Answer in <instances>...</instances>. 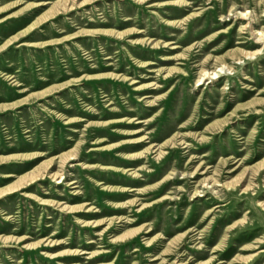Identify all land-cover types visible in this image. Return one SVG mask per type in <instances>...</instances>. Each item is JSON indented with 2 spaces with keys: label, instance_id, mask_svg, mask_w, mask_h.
I'll return each mask as SVG.
<instances>
[{
  "label": "rangeland",
  "instance_id": "obj_1",
  "mask_svg": "<svg viewBox=\"0 0 264 264\" xmlns=\"http://www.w3.org/2000/svg\"><path fill=\"white\" fill-rule=\"evenodd\" d=\"M256 30L264 0H0V264H264Z\"/></svg>",
  "mask_w": 264,
  "mask_h": 264
},
{
  "label": "bare ground",
  "instance_id": "obj_2",
  "mask_svg": "<svg viewBox=\"0 0 264 264\" xmlns=\"http://www.w3.org/2000/svg\"><path fill=\"white\" fill-rule=\"evenodd\" d=\"M256 33L258 34L257 39L259 41H262V39L264 38V31L263 30H258ZM212 75L216 76L217 75L216 71H213ZM199 79H201V78L199 77ZM22 180H23V178H20L16 182H14V183H12L10 185H7L6 188L2 189L0 192H4V191L8 192V191L15 190L17 187H19L22 184V182H23ZM58 181H60V180H58ZM70 183H73V181H71ZM129 190H132V188H130ZM26 244H29V243H26Z\"/></svg>",
  "mask_w": 264,
  "mask_h": 264
}]
</instances>
